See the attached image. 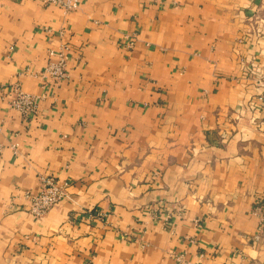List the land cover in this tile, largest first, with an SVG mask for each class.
<instances>
[{"label": "crops", "instance_id": "crops-1", "mask_svg": "<svg viewBox=\"0 0 264 264\" xmlns=\"http://www.w3.org/2000/svg\"><path fill=\"white\" fill-rule=\"evenodd\" d=\"M43 177L66 198L34 218ZM255 207L264 0H0V264H264Z\"/></svg>", "mask_w": 264, "mask_h": 264}, {"label": "built area", "instance_id": "built-area-1", "mask_svg": "<svg viewBox=\"0 0 264 264\" xmlns=\"http://www.w3.org/2000/svg\"><path fill=\"white\" fill-rule=\"evenodd\" d=\"M43 3L50 6L60 8L64 13L74 12L78 10L80 0H43ZM127 48H132L134 41L128 39ZM49 56H58V61L50 62L44 69L43 74L50 77V82L57 84L66 79L65 63L62 53H55L53 50L48 51ZM261 100V98H260ZM38 98L31 94L25 93L21 88L15 84L11 88L10 105L12 108L18 110L25 118L34 115L37 111ZM41 185L36 194H26L29 202V211L34 218H42L51 208L58 202L66 198L67 184L58 183L53 177L41 178ZM156 212V211H155ZM157 214L153 213V218L156 219ZM251 214L256 216L260 222V228L264 229V216L260 213V208L255 207ZM100 213L93 214L92 217H99ZM258 239V236H256ZM177 262H182L181 256L173 255ZM192 264H202L201 261Z\"/></svg>", "mask_w": 264, "mask_h": 264}]
</instances>
